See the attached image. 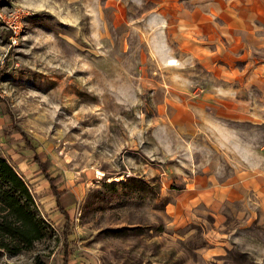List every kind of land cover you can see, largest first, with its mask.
<instances>
[{
  "label": "rangeland",
  "instance_id": "rangeland-1",
  "mask_svg": "<svg viewBox=\"0 0 264 264\" xmlns=\"http://www.w3.org/2000/svg\"><path fill=\"white\" fill-rule=\"evenodd\" d=\"M246 0H0V151L45 233L0 264H264V19Z\"/></svg>",
  "mask_w": 264,
  "mask_h": 264
},
{
  "label": "trees",
  "instance_id": "trees-1",
  "mask_svg": "<svg viewBox=\"0 0 264 264\" xmlns=\"http://www.w3.org/2000/svg\"><path fill=\"white\" fill-rule=\"evenodd\" d=\"M12 127L23 140V147L32 152L31 159L47 180L51 193L54 195L55 206L61 215L62 264H69L72 252L69 235L73 218L67 205L71 195L60 187L63 181L61 174H52L49 170L48 158H43L30 137L24 131ZM33 196L30 188L17 171L9 157L0 151V249L16 252L29 247L34 240L45 233L46 223L34 213L31 204Z\"/></svg>",
  "mask_w": 264,
  "mask_h": 264
},
{
  "label": "crops",
  "instance_id": "crops-1",
  "mask_svg": "<svg viewBox=\"0 0 264 264\" xmlns=\"http://www.w3.org/2000/svg\"><path fill=\"white\" fill-rule=\"evenodd\" d=\"M254 18L256 19V21L264 19V0H246V27H249V22L252 21Z\"/></svg>",
  "mask_w": 264,
  "mask_h": 264
}]
</instances>
